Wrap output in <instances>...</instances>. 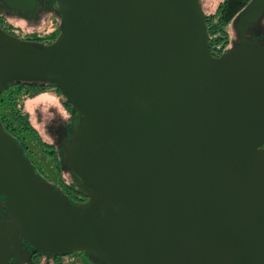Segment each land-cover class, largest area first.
Wrapping results in <instances>:
<instances>
[{
  "label": "water",
  "instance_id": "95a60500",
  "mask_svg": "<svg viewBox=\"0 0 264 264\" xmlns=\"http://www.w3.org/2000/svg\"><path fill=\"white\" fill-rule=\"evenodd\" d=\"M54 4L49 45L0 29V95L20 81L63 95L62 164L85 200L42 179L0 123V264L22 243L97 264H264V44L247 36L264 0L219 56L197 0Z\"/></svg>",
  "mask_w": 264,
  "mask_h": 264
},
{
  "label": "rangeland",
  "instance_id": "374dc122",
  "mask_svg": "<svg viewBox=\"0 0 264 264\" xmlns=\"http://www.w3.org/2000/svg\"><path fill=\"white\" fill-rule=\"evenodd\" d=\"M197 1L198 4H200L199 6L202 9V12L205 16V14L209 15L211 13H214L216 5L221 0H197ZM262 15L263 17L261 16L262 20L260 22V27H259L261 34L264 33V13ZM234 19L226 27L229 44L224 51L228 50L232 45V43L237 40V32L234 28ZM35 23L36 24L34 23L26 24L25 22L18 21L16 23H12L11 25L14 28H17L18 30L25 31L26 33L44 35L46 37L53 36L55 32L57 36V34L59 33L58 28L60 26L58 27V23H60V18L57 19L56 15L46 14V17H42L39 21L37 20V22ZM65 103L67 102L64 99L63 95L59 91L57 92L53 88H48L43 92H40L33 98H26L23 100V108L28 112L29 121L32 127L37 131L41 140L47 144L45 150L50 152V153L45 152L44 148L40 147L35 142L29 141L28 146H29L30 156L33 162L35 163L37 170L41 172L43 176V178L41 176L40 177L44 179L46 182H48L50 185L55 187L62 194H64L63 183L66 184L72 183V179H73L72 174L68 170H66L65 167H63L62 154L61 155L59 154L57 141L55 139V130L58 129L61 131L62 128L63 130H66L68 128V125L70 123H73L74 120L73 109L70 107V105L67 106ZM52 150H54V154L51 153ZM55 152L57 153V157L59 159L60 172L56 170L54 164L55 161L53 159L55 157ZM68 172L71 175H69ZM73 183H75L76 186V181ZM82 259H83L82 255L76 254L69 257H64L62 259H58L59 263L57 264H85V262H83ZM48 264H53V263H48Z\"/></svg>",
  "mask_w": 264,
  "mask_h": 264
},
{
  "label": "trees",
  "instance_id": "16d2710c",
  "mask_svg": "<svg viewBox=\"0 0 264 264\" xmlns=\"http://www.w3.org/2000/svg\"><path fill=\"white\" fill-rule=\"evenodd\" d=\"M248 1L249 0H221L216 5L214 13L209 15L205 14V24L208 34L207 44L211 53L212 50H214L218 55V53L220 54L226 49L229 44L226 27L238 12L244 8ZM55 37L56 32L53 36L47 37L48 41L43 42L40 40L41 42L38 44L49 45ZM214 55H216V53ZM48 88H53L58 92L53 84L46 81L11 82L5 85L0 95V123L4 127V130L13 137L19 148L23 151V154L35 167L37 174L42 178L41 172L37 170L30 156L28 142H35L40 147L44 148V150L47 144L41 140L37 131L32 127L28 112L23 108V100L26 98H33ZM65 104L69 106L68 103ZM45 152L50 153L47 150H45ZM51 153L54 154V150H52ZM53 160L55 161L56 170L60 172L59 159L56 154ZM63 188L64 193L70 195L74 199L83 196L82 192L73 182L69 184L63 183ZM72 203L76 204L75 202Z\"/></svg>",
  "mask_w": 264,
  "mask_h": 264
},
{
  "label": "flooded vegetation",
  "instance_id": "af4514ba",
  "mask_svg": "<svg viewBox=\"0 0 264 264\" xmlns=\"http://www.w3.org/2000/svg\"><path fill=\"white\" fill-rule=\"evenodd\" d=\"M46 14L56 15L57 19L60 18L57 14L56 4L50 7L49 0H0V29L5 31L7 34H10L22 41H29L35 43H40L41 41H48V38L44 35L26 33L25 31L18 30L17 28H14L11 25L12 23H16L18 21L25 22L26 24H36L35 22H37V20L39 21L42 17H46ZM262 17L247 31V36L250 39L254 40L256 43L260 44H264V33L261 34L259 29ZM59 24L60 23H58V27L60 26ZM215 53L216 55H214ZM211 54L213 56H219L221 53H218L217 55V52L212 50ZM71 124L72 123L68 125V128L66 130H63V128L61 131L58 129L55 130V139L57 141L60 155L62 154L60 142L65 136L69 137V131L72 126ZM55 154L57 155V153ZM69 175L71 174L69 173ZM72 182L75 181L72 179ZM64 194L66 195V193ZM66 196L71 203H78L79 201L85 200L84 196H79L78 199H74L70 195ZM0 199L3 200V197H0ZM22 248L26 250V253H17V255H13L12 258L8 260L9 264H57L59 263L58 259H62L64 257H69L76 254L83 256L82 261L85 262V264H97L87 252L73 254H44L34 250L31 246H28L26 243H22Z\"/></svg>",
  "mask_w": 264,
  "mask_h": 264
}]
</instances>
